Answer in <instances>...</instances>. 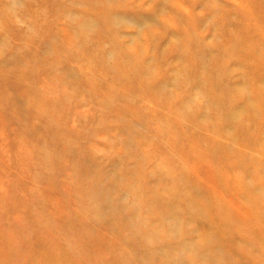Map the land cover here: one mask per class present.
Instances as JSON below:
<instances>
[{
  "label": "rangeland",
  "instance_id": "1",
  "mask_svg": "<svg viewBox=\"0 0 264 264\" xmlns=\"http://www.w3.org/2000/svg\"><path fill=\"white\" fill-rule=\"evenodd\" d=\"M258 199L264 0H0V264H234Z\"/></svg>",
  "mask_w": 264,
  "mask_h": 264
},
{
  "label": "bare ground",
  "instance_id": "2",
  "mask_svg": "<svg viewBox=\"0 0 264 264\" xmlns=\"http://www.w3.org/2000/svg\"><path fill=\"white\" fill-rule=\"evenodd\" d=\"M242 191H244L243 195L247 196L246 188L242 189ZM258 201L255 202L254 205H256V208L258 209L257 210L258 213L263 217V214H264V203H263V201L261 199H258ZM220 203L222 205H226L227 204L226 199L225 200L223 198L220 199ZM227 232H229V230H226V234H227ZM236 236H238V237H236ZM238 239L241 240V237L239 236V234L237 232L234 235L231 234L227 238V241L225 243L226 247L222 248V245H219L218 247H216V250L219 251V252H222V250H223L224 252H226L228 257H233V252L236 255L243 256L242 257L243 261L240 259L239 262H236L234 264H264V239H263V237H260L259 238L260 241L257 240L255 242V244H253L252 242L248 243V241L246 239V243H245L246 246L242 245L241 247H239V245L237 244V240ZM244 239H245V237H244ZM247 246H249V247L252 246L254 249L247 250L246 249Z\"/></svg>",
  "mask_w": 264,
  "mask_h": 264
}]
</instances>
